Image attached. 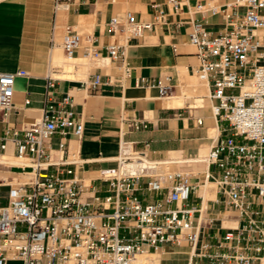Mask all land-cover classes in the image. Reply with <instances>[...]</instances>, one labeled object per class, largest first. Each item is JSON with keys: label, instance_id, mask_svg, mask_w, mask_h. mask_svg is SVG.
I'll list each match as a JSON object with an SVG mask.
<instances>
[{"label": "built area", "instance_id": "2783aa9c", "mask_svg": "<svg viewBox=\"0 0 264 264\" xmlns=\"http://www.w3.org/2000/svg\"><path fill=\"white\" fill-rule=\"evenodd\" d=\"M59 1L64 0L55 4ZM151 8L150 19L129 8L112 14L106 30L113 40L105 45L96 34L67 25L64 56L79 52L97 66L111 65L104 77L94 73L83 81L88 91L104 83L123 87L133 70L131 41L168 24L169 13L185 14L176 24L190 29L197 57L193 73L207 86L217 128L203 156L206 167L193 172L183 164L186 158L153 159L121 139L116 166L97 178L104 187L92 185L68 166L63 143L52 157L51 136L80 137L83 122L69 97L49 96L41 117L22 133L7 127L0 135V149L12 142L22 170L20 178L6 182V202L0 205V264L15 259L22 264H264V0H230L221 7L164 0ZM207 12L221 14L219 31H208L194 16ZM19 75L27 71H0V120L13 108ZM169 80L166 75L141 82L168 96ZM52 85L49 77L47 86ZM120 121L127 129L148 126L144 118ZM196 124H203L201 116ZM8 159L0 155V169ZM201 183L212 184L213 196L200 193ZM153 193L158 196L147 199ZM167 249L176 261L161 256ZM183 251L185 256H177ZM138 254L159 256L149 263L137 261Z\"/></svg>", "mask_w": 264, "mask_h": 264}, {"label": "crops", "instance_id": "0c3cea01", "mask_svg": "<svg viewBox=\"0 0 264 264\" xmlns=\"http://www.w3.org/2000/svg\"><path fill=\"white\" fill-rule=\"evenodd\" d=\"M200 1L221 7L230 0ZM55 2L0 0V71H27V75L15 78L13 108L0 120V135L7 127L22 133L32 121L41 117L49 96L56 100L67 96L72 100L75 117L83 122V130L80 137L54 133L49 139L52 157L57 156L56 150L63 143L62 156L69 160L68 166L74 169L75 175L89 179L92 185L104 187L105 182L97 178L102 171L116 166L115 157L121 139L133 141V148L144 149L150 158L169 161L185 157L189 160L185 163L193 162L195 171L204 169L203 156L217 128L212 112L210 115L206 112L195 115L192 109H183L187 95L178 91L181 79L186 74H193L197 65L196 50L188 38V25L176 24L179 17L186 15L169 13L168 24L156 25L142 37L131 41L127 52L133 70L123 87L104 83L90 92L84 88L83 81L94 73H101L104 77L111 71V65L79 62L77 67L74 64L71 66L73 70L66 72L60 66L52 65L54 54L61 58V52L64 55L61 41L65 27L68 25L94 33L100 44L105 45L113 40L106 30V22L112 14L129 8L138 17L150 19L151 3H163L164 0H64L57 5ZM63 2L66 5H60ZM60 6H63V11H60ZM194 16L213 33L223 27L220 13H197ZM78 55L79 52L73 58L77 59ZM64 73L71 77L62 76ZM166 75L170 76L168 82L173 85L172 94L168 96H160L156 87L141 82L143 78L155 79ZM49 77L53 79L52 86H47ZM172 95H181L183 103L165 104V98ZM199 96L196 94L193 103L186 107H204L195 103ZM122 116L144 118L148 126L127 129L120 121ZM197 116L203 118L202 125L196 124ZM15 153V145L10 141L0 149V155L11 160ZM21 172L19 163L1 167L0 177L5 181H0V205L6 201V182L20 178ZM199 190L204 197H211L208 184L200 186ZM156 196L158 193H153L147 199ZM161 256L172 258L174 255L172 249H167ZM177 256L183 257L185 252Z\"/></svg>", "mask_w": 264, "mask_h": 264}, {"label": "rangeland", "instance_id": "374dc122", "mask_svg": "<svg viewBox=\"0 0 264 264\" xmlns=\"http://www.w3.org/2000/svg\"><path fill=\"white\" fill-rule=\"evenodd\" d=\"M60 11H63V8L60 6ZM62 54V62L59 63V64H55L53 61H52V65H57V66H60V68L63 70V71H68V70H73L72 68H68V66H73L74 64H76V67L78 66V63L79 62H86L88 64H90L91 62L96 64L95 61L93 60H90V59H87V58H84V57H81L80 55L77 56V59L76 60H73L71 63L65 61L64 59H66V57L63 55V53L61 52ZM68 63V64H66ZM75 68V67H74ZM64 77H66L67 75H65V73L62 75ZM204 82L198 78V76L196 74H186V77L181 79V83H180V86L178 87V91H183V93L186 96V99H187V102L186 104L184 105V108L183 109H192L194 114L195 115H199L203 112H206L208 113L209 115L211 114V110H210V105H209V99L207 97V90L205 88V86H203ZM200 90H203V91H200ZM196 94H200L199 97L201 98H204L202 101H199L198 98L195 100V103L196 104H201L202 106L204 105V107H186L190 104H192L193 100H194V96ZM201 94L203 96H201ZM212 134V133H211ZM216 134V133H215ZM214 134V135H215ZM213 135V136H214ZM207 152V148L205 150V153L204 155L206 154ZM180 158H185V157H180ZM190 165V169L194 172L195 168L193 166V162L191 163H184V165ZM209 186H212V184H208ZM6 201H3L2 203L4 204ZM212 206L214 207H219L220 205H217V204H212ZM176 255H174L175 257ZM166 260L168 261H176V257L175 258H166ZM182 261V258L178 259L177 261ZM7 264H22V262L20 260H9Z\"/></svg>", "mask_w": 264, "mask_h": 264}, {"label": "bare ground", "instance_id": "6f19581e", "mask_svg": "<svg viewBox=\"0 0 264 264\" xmlns=\"http://www.w3.org/2000/svg\"><path fill=\"white\" fill-rule=\"evenodd\" d=\"M63 7V6H62ZM55 52H56V50H55ZM61 52V51H60ZM59 54V53H58ZM55 55V56H54ZM53 56H54V62H61V60H63L59 55H56V54H54ZM65 61H67V62H69V63H71L73 60H76L75 58H73V57H70V58H67L66 57V59H64ZM53 61V60H52ZM66 64H68V63H66ZM67 67L68 68H71V66H68L67 65ZM70 73H71V71H70ZM67 76H70L71 77V75H68L67 74ZM74 77V76H73ZM69 78V77H68ZM203 86H205V83L203 84ZM205 88H206V86H205ZM207 90V89H206ZM200 91H203V90H200ZM204 98H201V97H199L198 98V100L199 101H202ZM183 103V98L181 97V95H172V96H170V97H168V98H165V104H172V105H181ZM197 105H201V104H197ZM205 105V104H204ZM203 105V106H204ZM199 157V156H198ZM201 157V156H200ZM197 158V157H196ZM4 162V164H3V166H7L9 163H17L18 161L16 160V159H8V160H4L3 161ZM205 167H206V165H205ZM204 167V168H205ZM203 170V169H202ZM198 171H201V170H198ZM206 184H203V183H201V186L203 187V186H205ZM208 187L209 188H211V186H209L208 185ZM209 195H213V193L212 194H209ZM227 222V224H232V222L229 220V221H226ZM185 255H186V253H185ZM158 256L159 255H157V254H150V255H145V254H138L137 255V261H139V262H149V263H156L157 262V260H158Z\"/></svg>", "mask_w": 264, "mask_h": 264}]
</instances>
